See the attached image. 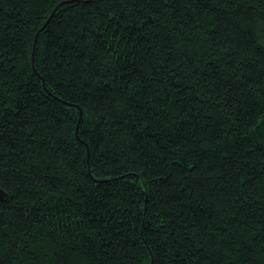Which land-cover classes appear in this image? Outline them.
I'll return each instance as SVG.
<instances>
[{
  "label": "trees",
  "instance_id": "1",
  "mask_svg": "<svg viewBox=\"0 0 264 264\" xmlns=\"http://www.w3.org/2000/svg\"><path fill=\"white\" fill-rule=\"evenodd\" d=\"M0 187V264H264V0H0Z\"/></svg>",
  "mask_w": 264,
  "mask_h": 264
},
{
  "label": "snow or ice",
  "instance_id": "2",
  "mask_svg": "<svg viewBox=\"0 0 264 264\" xmlns=\"http://www.w3.org/2000/svg\"><path fill=\"white\" fill-rule=\"evenodd\" d=\"M114 47V45H113ZM147 131V129H146ZM177 143H179V141H177ZM196 149L197 150V155L199 158L202 159V156L200 155L201 153H205V152H214L215 149L213 148V146L208 145V146H200L199 148H197V146L191 142V141H186L183 144V150L185 154L190 153L192 150ZM4 198V193L2 190H0V200H3Z\"/></svg>",
  "mask_w": 264,
  "mask_h": 264
},
{
  "label": "water",
  "instance_id": "3",
  "mask_svg": "<svg viewBox=\"0 0 264 264\" xmlns=\"http://www.w3.org/2000/svg\"><path fill=\"white\" fill-rule=\"evenodd\" d=\"M81 115H82V114H81V110H80L78 123H79V121H80V119H81ZM0 190H2L3 193H4V198H3V200H6V199H7V196H8V193H7L4 189H2L1 187H0ZM3 200H0V201H3Z\"/></svg>",
  "mask_w": 264,
  "mask_h": 264
}]
</instances>
